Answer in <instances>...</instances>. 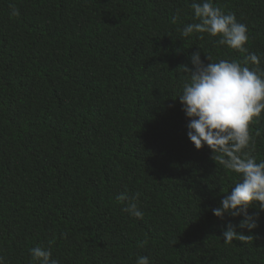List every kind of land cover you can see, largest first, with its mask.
I'll list each match as a JSON object with an SVG mask.
<instances>
[{"label": "trees", "instance_id": "trees-1", "mask_svg": "<svg viewBox=\"0 0 264 264\" xmlns=\"http://www.w3.org/2000/svg\"><path fill=\"white\" fill-rule=\"evenodd\" d=\"M206 0H0V257L34 264H264L253 241L226 245L243 217L213 214L241 182L197 151L179 98L198 51L207 65L246 58L182 30ZM248 28L264 70V0H212ZM13 6L19 16H13ZM179 16L176 24L173 19ZM264 163V114L250 126ZM258 134V135H257ZM135 199L143 220L123 211ZM147 240L145 247H139Z\"/></svg>", "mask_w": 264, "mask_h": 264}, {"label": "clouds", "instance_id": "clouds-1", "mask_svg": "<svg viewBox=\"0 0 264 264\" xmlns=\"http://www.w3.org/2000/svg\"><path fill=\"white\" fill-rule=\"evenodd\" d=\"M194 19L197 23L190 24L182 30L186 39L194 34H208L219 38L218 47L226 46L240 52L246 58L243 65H255L250 70L242 66L239 61L229 62L221 60L206 65L201 60L198 51L190 58L192 67L180 66L176 71L186 74L182 95L178 99L183 105L188 124V138L197 151L207 146L214 155L211 157L216 165L222 166L227 172L237 174L241 182L231 190L230 195L222 200L221 207L213 210V214L223 220L225 215L233 219L243 217L237 226L229 224L224 232L223 240L226 245L234 241L241 244L251 243L253 237L244 235L243 230L249 233L257 227L255 217L248 211L258 206L264 211V163H257L251 155L255 151V137L251 135L250 126L264 114V70H261V60L255 54H248V28L238 23L234 14H225L222 9L214 6L212 0L193 4ZM13 16L18 17L19 11L13 6ZM179 16L172 20L178 22ZM258 135V134H257ZM123 211L131 217L143 220V213L139 210V194L135 199L127 194L119 196ZM147 240L139 245L145 247ZM34 264H57L52 260L50 250L40 247L30 253ZM0 264H4L0 257ZM137 264H150L147 257L138 259Z\"/></svg>", "mask_w": 264, "mask_h": 264}]
</instances>
